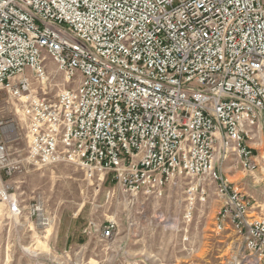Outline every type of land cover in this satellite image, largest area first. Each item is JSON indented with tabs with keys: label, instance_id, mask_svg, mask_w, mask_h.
Instances as JSON below:
<instances>
[{
	"label": "built area",
	"instance_id": "1",
	"mask_svg": "<svg viewBox=\"0 0 264 264\" xmlns=\"http://www.w3.org/2000/svg\"><path fill=\"white\" fill-rule=\"evenodd\" d=\"M49 58L70 84L55 97ZM5 95L20 107L31 164L71 163L130 194L162 196L190 178L185 219L213 190L216 231L264 262V217L221 166L233 153L247 171L258 165L247 142L264 136V0H0ZM12 136L0 120V203L49 227L16 193ZM117 230L91 221L84 232Z\"/></svg>",
	"mask_w": 264,
	"mask_h": 264
},
{
	"label": "rangeland",
	"instance_id": "2",
	"mask_svg": "<svg viewBox=\"0 0 264 264\" xmlns=\"http://www.w3.org/2000/svg\"><path fill=\"white\" fill-rule=\"evenodd\" d=\"M47 64L54 75L50 96L55 97L70 84L56 62L49 58ZM39 85L33 83L42 94ZM0 120L13 127L9 147L23 168L14 178L17 195L25 206L39 204L52 220L44 227L38 215L16 216L0 203V264H264L246 254L237 233L216 231L220 203L213 190L206 201H196L188 221L190 178L171 181L162 196L130 194L108 177L88 178L71 163L31 164L23 115L17 101L6 95L0 99ZM247 143L258 164L253 172L234 153L221 166L251 200L253 216L264 217V136L259 131ZM109 220L118 223L110 240L84 232L91 221L104 226Z\"/></svg>",
	"mask_w": 264,
	"mask_h": 264
},
{
	"label": "bare ground",
	"instance_id": "3",
	"mask_svg": "<svg viewBox=\"0 0 264 264\" xmlns=\"http://www.w3.org/2000/svg\"><path fill=\"white\" fill-rule=\"evenodd\" d=\"M10 127L13 128L12 125H10ZM12 137H14V135Z\"/></svg>",
	"mask_w": 264,
	"mask_h": 264
}]
</instances>
